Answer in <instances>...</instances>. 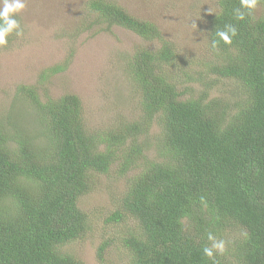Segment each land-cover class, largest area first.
<instances>
[{
    "label": "trees",
    "instance_id": "trees-1",
    "mask_svg": "<svg viewBox=\"0 0 264 264\" xmlns=\"http://www.w3.org/2000/svg\"><path fill=\"white\" fill-rule=\"evenodd\" d=\"M216 2L207 40L220 59L207 71L239 84L245 98L233 108L218 98L207 101L214 81L206 83L202 72L189 69L154 23L111 0L86 1L92 18L86 29L119 26L145 41H160L155 49H137L126 63L141 115L89 132L78 96L41 101L34 87L16 88L17 98L34 111L39 135L23 137L0 125V264H83L60 248L87 228L77 202L90 188L91 172L106 174L113 163L118 176L140 168L105 219L135 223L122 238L128 264H214L202 252L210 243L207 235L231 228L241 233L234 261L264 264V18L253 11L237 21L233 9L239 0ZM225 24L235 25L237 35L213 49L215 30ZM175 67L184 79L200 83L197 95L181 99L186 88L179 90ZM155 119L156 160L138 141ZM107 247H98L101 263ZM215 264H227L225 257L217 255Z\"/></svg>",
    "mask_w": 264,
    "mask_h": 264
},
{
    "label": "rangeland",
    "instance_id": "rangeland-1",
    "mask_svg": "<svg viewBox=\"0 0 264 264\" xmlns=\"http://www.w3.org/2000/svg\"><path fill=\"white\" fill-rule=\"evenodd\" d=\"M87 0H25L24 10L17 15L22 36L12 33L8 43L0 47V125L23 137L38 136L36 116L29 102L16 94L19 85L34 87L38 98L57 99L65 94L79 97L82 119L89 132L116 128L121 122L137 120L141 115L138 93L127 76L128 58L140 48L155 49L160 41H145L133 32L113 26L109 31L86 29L92 18L86 12ZM130 15L154 23L162 39L175 45L179 57L188 68L200 71L205 82L214 81L208 100L218 98L239 106L245 95L233 79L209 73L207 68L219 64V57L210 50L207 40V19L217 11L216 0H111ZM256 18H264V3L254 10ZM61 66L47 74L42 71ZM185 97L195 96L203 88L200 83L184 79L175 67ZM159 124L153 120L139 142L147 144L145 155L157 158ZM10 144V143H9ZM117 163L106 174L91 172L89 190L80 196L77 205L87 215V228L77 239L63 245L60 251L73 255L83 264H128L129 255L122 238L134 229L133 221L106 222L119 207L129 178L139 167L124 176L116 173ZM240 230L231 228L215 235L226 241L227 264H237L232 256ZM107 242L103 263L98 247Z\"/></svg>",
    "mask_w": 264,
    "mask_h": 264
},
{
    "label": "clouds",
    "instance_id": "clouds-1",
    "mask_svg": "<svg viewBox=\"0 0 264 264\" xmlns=\"http://www.w3.org/2000/svg\"><path fill=\"white\" fill-rule=\"evenodd\" d=\"M259 3L264 0H239V7L233 9V16L237 21H242L245 16L251 17ZM25 0H0V47L8 43V37L15 33L16 36L23 35V29L16 18L25 8ZM237 35V28L233 24H225L222 29L215 30V38L211 41V47L216 49L220 42L225 45L231 44ZM207 240L210 242L202 249L203 255L214 261L217 255H223L226 249V241L217 239L212 233H208Z\"/></svg>",
    "mask_w": 264,
    "mask_h": 264
}]
</instances>
